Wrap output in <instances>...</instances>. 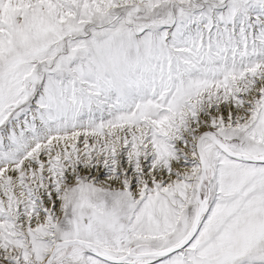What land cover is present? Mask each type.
Instances as JSON below:
<instances>
[{
	"label": "snow or ice",
	"instance_id": "6c2138e0",
	"mask_svg": "<svg viewBox=\"0 0 264 264\" xmlns=\"http://www.w3.org/2000/svg\"><path fill=\"white\" fill-rule=\"evenodd\" d=\"M0 264H264V0H0Z\"/></svg>",
	"mask_w": 264,
	"mask_h": 264
}]
</instances>
